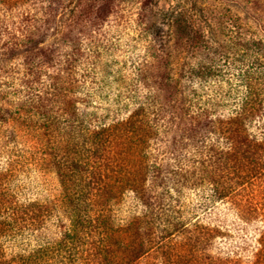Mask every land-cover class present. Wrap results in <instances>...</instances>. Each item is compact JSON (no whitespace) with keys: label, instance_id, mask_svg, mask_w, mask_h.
<instances>
[{"label":"trees","instance_id":"obj_1","mask_svg":"<svg viewBox=\"0 0 264 264\" xmlns=\"http://www.w3.org/2000/svg\"><path fill=\"white\" fill-rule=\"evenodd\" d=\"M81 1L60 32L63 0H0V264H264V40L230 6L221 42L192 9L167 35L150 0ZM219 2L264 31V0Z\"/></svg>","mask_w":264,"mask_h":264},{"label":"rangeland","instance_id":"obj_2","mask_svg":"<svg viewBox=\"0 0 264 264\" xmlns=\"http://www.w3.org/2000/svg\"><path fill=\"white\" fill-rule=\"evenodd\" d=\"M90 1V0H89ZM136 1V0H133ZM140 1V0H139ZM151 3L149 4L150 7L146 11H143L144 15H147L145 19L152 18L153 20L159 22L162 24V27L167 35H171L170 32V26L168 25V21L165 17H163V14L166 12L171 11H186L189 9H192L194 13L197 15V18L200 19V17H204V15L207 17V27L211 29L212 33L214 34V37H216L217 41L225 42L226 38L223 36L222 31L220 30V22H226L227 17L229 14V7L232 8V10L240 15V20H236L235 28L240 25H243L242 28V39L248 38L250 35H254L256 37H260L264 40V31L262 27L259 25L257 26L255 20H246V18L243 15L242 10H239L236 7H232L231 5H228V3L225 2H219V0H150ZM82 3L81 0H63V10L60 16L57 14L55 15L54 23L56 24V29L60 30V32L64 31L72 21V19L75 18L76 12L79 11V8L77 6H81ZM140 6L138 3L136 4H128V8L125 12L126 18L124 22H122V25L120 27L119 33L122 35L121 42H126L127 45H124V51L123 56L125 58H128L129 55L132 53H138L143 51V45L144 41L143 38L140 39L138 37V23H137V13L140 12ZM192 11V12H193ZM247 22V25L245 24ZM256 23V24H255ZM232 24V25H234ZM241 25V26H242ZM257 29V31H256ZM49 35V36H48ZM221 36H223V41L221 40ZM48 37V41H50L51 38V32L46 34V39ZM225 40V41H224ZM234 43H236L237 48L236 50L241 48L240 39L233 40ZM169 42H173L172 38H170ZM19 131V130H18ZM20 138L19 140L25 141L26 143L34 146V144L40 146L41 141L38 136V134L35 132L27 133L25 131H20L19 134ZM32 172V173H31ZM28 177L31 179L32 182L36 184L38 187H36L38 190L41 191V194H46L49 197H55L56 199L59 198L60 195V189L58 186V181L56 178V175L53 171V169L48 165L45 164V160L43 161V165L39 166L36 165V167L33 168L32 171L28 172ZM181 202L189 205V201H192L195 199L193 197V194H188L187 196L181 198ZM193 202V201H192ZM122 217V216H121Z\"/></svg>","mask_w":264,"mask_h":264}]
</instances>
